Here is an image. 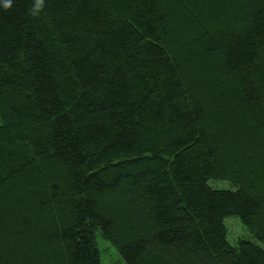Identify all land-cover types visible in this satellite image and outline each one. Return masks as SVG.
I'll return each mask as SVG.
<instances>
[{
	"label": "trees",
	"instance_id": "1",
	"mask_svg": "<svg viewBox=\"0 0 264 264\" xmlns=\"http://www.w3.org/2000/svg\"><path fill=\"white\" fill-rule=\"evenodd\" d=\"M34 5H0V264H264V0Z\"/></svg>",
	"mask_w": 264,
	"mask_h": 264
},
{
	"label": "rangeland",
	"instance_id": "2",
	"mask_svg": "<svg viewBox=\"0 0 264 264\" xmlns=\"http://www.w3.org/2000/svg\"><path fill=\"white\" fill-rule=\"evenodd\" d=\"M212 185L219 188H228V185L222 182H213ZM224 224L227 229V240L230 244H235L242 238H251L249 233L247 232L246 227L242 225V223L237 217L232 216L226 218L224 220ZM98 243L101 251L107 249L101 256L102 264H120L119 257L115 254V251L108 245V242H106L105 240L103 241L99 238Z\"/></svg>",
	"mask_w": 264,
	"mask_h": 264
},
{
	"label": "clouds",
	"instance_id": "3",
	"mask_svg": "<svg viewBox=\"0 0 264 264\" xmlns=\"http://www.w3.org/2000/svg\"><path fill=\"white\" fill-rule=\"evenodd\" d=\"M11 4H12V0H0V5H2L4 9L11 7ZM42 8H43V0H35V5L32 10V14L35 15Z\"/></svg>",
	"mask_w": 264,
	"mask_h": 264
}]
</instances>
